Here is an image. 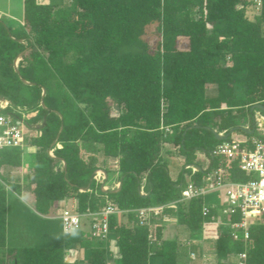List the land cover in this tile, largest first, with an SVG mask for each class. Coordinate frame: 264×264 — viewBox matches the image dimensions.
Returning <instances> with one entry per match:
<instances>
[{"label": "trees", "instance_id": "obj_1", "mask_svg": "<svg viewBox=\"0 0 264 264\" xmlns=\"http://www.w3.org/2000/svg\"><path fill=\"white\" fill-rule=\"evenodd\" d=\"M63 1L23 0L18 27L0 18V98L7 101L0 112L28 126L44 118L28 138L37 149L25 181L48 240L7 245L8 196L20 182L4 168L21 166L22 147L0 148V264H79L71 256L80 251L86 264H109L108 237L117 264H178L182 244L163 237L161 221L151 217L149 230L135 217L134 209L161 204L190 233L213 241L215 264H233L229 257L241 251L246 264H264V225H252L245 241L233 239L213 211L202 215V196L179 200L189 154L203 151L215 162L208 152L220 140L211 129L227 132L252 104L264 105V0L258 13L253 0ZM79 141L117 158L114 171L105 169L121 181L117 191L101 190L95 158L81 157ZM174 151L184 164L172 179ZM203 172L190 179L198 184ZM231 176L245 179L237 170ZM66 197L78 213L106 200L117 206L104 238L85 224L63 233L56 203Z\"/></svg>", "mask_w": 264, "mask_h": 264}, {"label": "built area", "instance_id": "obj_2", "mask_svg": "<svg viewBox=\"0 0 264 264\" xmlns=\"http://www.w3.org/2000/svg\"><path fill=\"white\" fill-rule=\"evenodd\" d=\"M259 7L260 0H253L254 13L259 12ZM5 105L6 103H0V109ZM254 110L257 111L252 113L251 123L242 127L249 137L225 138L217 142L209 151L210 158L215 160L214 164L209 165L208 161L202 168L204 172L198 184L189 179L181 189L179 199L189 200L209 191L222 190L226 204L217 205L203 201L201 213L206 216L213 211L217 224H226L233 239H238L241 234L244 241L249 237V228L252 225H264V112L258 108L251 111ZM24 124L22 119L0 112V148L23 147L26 138L31 134L25 131ZM164 130L169 132V126H165ZM38 134L39 132L36 135ZM48 153L51 154V149ZM236 170L245 175L244 180L233 179L231 175ZM93 178L97 182L101 181L99 169L94 171ZM164 207L165 204H161L134 209L138 224L148 225L151 230L150 218L160 216ZM119 211L114 203L106 200L101 208L83 213L76 212L74 207L72 210L61 208L57 217L61 220L63 233L79 230L85 224L91 236L104 238L108 232V215ZM234 216L238 218L233 220ZM194 254L190 253L192 258ZM229 260L233 264H246V253L241 251L233 254Z\"/></svg>", "mask_w": 264, "mask_h": 264}, {"label": "rangeland", "instance_id": "obj_3", "mask_svg": "<svg viewBox=\"0 0 264 264\" xmlns=\"http://www.w3.org/2000/svg\"><path fill=\"white\" fill-rule=\"evenodd\" d=\"M39 2H46L50 0H38ZM57 1V0H55ZM59 1V0H58ZM62 4H67V1L64 0ZM0 18L3 19L8 24L10 23L11 27L14 26H20L21 21L23 19V0H0ZM5 14H4V13ZM10 14L12 16L11 18L6 17V14ZM4 15V16H3ZM14 25V26H13ZM16 62V61H15ZM3 98H0V103L5 104L6 102L1 100ZM257 110H254L252 112L253 114L256 113ZM251 116L249 112L246 113L245 116H238L237 117V125L236 127H244L247 124L251 123ZM15 118V117H14ZM24 129L26 132H30V127L27 124H24ZM34 134H37L35 132ZM249 136L243 129L236 128L233 130L230 135L228 136V139H244L248 138ZM30 138L28 135L27 139ZM32 138V137H31ZM82 144V143H81ZM82 146V145H81ZM97 144H91L89 148L82 146L81 151V157L83 159H88L89 157L95 158V163L98 168L107 167L108 165L114 167V162L111 161V163L103 157L100 150L97 147ZM36 145L32 141H27L23 147H22V163L25 165V167H32L35 163V153H36ZM203 151H199V155L202 156ZM184 157V154H181ZM209 155V154H208ZM198 157L196 156V153L189 154L188 160L191 161L189 164H197L196 160ZM20 174V171L17 169L11 172V176L15 175L16 177ZM24 173H22L23 175ZM28 173H25L23 176H27ZM113 177V174L109 172V179ZM237 177V176H235ZM235 180H242L235 178ZM17 179V178H16ZM26 178L23 181L24 190H27V182L25 181ZM102 180V179H100ZM184 182L188 181V172L186 171L183 177ZM105 189L104 187H102ZM17 192V191H16ZM15 192V193H16ZM11 191V194L8 196V208H7V225H6V243L7 245L12 246H36V245H42L46 242H48L47 237L44 236L43 232L40 229L39 217H35V211L32 207L31 202L29 200L20 199L17 194ZM18 193V192H17ZM28 193V192H27ZM224 193L222 190L218 191H209L206 192L202 198L203 201L210 204H217V205H225L226 201L223 200ZM30 197V194L28 193L26 195V198ZM74 198L73 197H66L56 203L57 210L58 208H67L71 209L73 208ZM161 214L157 217L158 220L161 221V223L164 225V229L162 230V235L165 238H180L181 240L185 239L187 240V236H189L192 240L199 239L201 234L199 232H192L187 235V232L180 231L181 228L186 227L183 224H180L177 221V218L175 215L170 214L169 212H164V217ZM37 216V215H36ZM57 216V215H56ZM54 216V217H56ZM55 227V226H54ZM87 228V227H85ZM178 230V231H177ZM180 231V235L178 232ZM107 247H108V260L109 264H117L118 261V252L116 247L114 246V240L111 237H108L104 239ZM199 245L197 246V250H191L195 254L192 258L190 255L191 252H187L185 255L182 253L179 254V260L178 264H215V253L213 249V241L211 239H204L202 238L200 242H198ZM185 252L184 247H182ZM82 252H78L71 256L72 259H78L79 264H86V262L82 259Z\"/></svg>", "mask_w": 264, "mask_h": 264}, {"label": "crops", "instance_id": "obj_4", "mask_svg": "<svg viewBox=\"0 0 264 264\" xmlns=\"http://www.w3.org/2000/svg\"><path fill=\"white\" fill-rule=\"evenodd\" d=\"M0 13H2V12H0ZM4 13V12H3ZM5 14V13H4ZM4 16V15H3ZM6 17H8V18H11L12 19V16H10V14H6ZM22 22V21H21ZM10 24V23H9ZM22 24V23H21ZM14 26V25H13ZM14 27H18V26H14ZM1 100H3V101H5L6 103H7V101L6 100H4V99H1ZM41 124V122L40 123H38V124H34V125H31V126H29L30 127V132H31V134H30V132H29V134H30V137H34L36 134H34L35 132H39V128H38V126ZM242 127V126H241ZM223 132V131H222ZM221 133V132H220ZM32 135V136H31ZM27 141H29L27 138H26V140H25V143L27 142ZM30 142V141H29ZM24 143V144H25ZM82 143V144H81ZM93 145L94 144V142H88V141H79L78 142V145H79V148H80V154H81V151H82V146L83 147H86V148H89L90 147V145ZM82 145V146H81ZM167 147L166 146H164V150L166 149ZM49 150V149H48ZM48 150H47V152H48ZM163 150V151H164ZM195 153H196V156L198 157V159L196 160V163L197 164H188V165H190L189 167H190V172L188 173V180L190 179V177H191V175L193 174V170L194 169H197V168H203V167H205V165L207 164V162H208V160H207V158H206V156L202 153V156H200L199 155V151H195ZM182 153H179L178 151H174V153H172L171 155H169L168 156V160H169V163H168V171H169V174H170V176H171V178L172 179H175L176 178V176L178 175V173H179V171H180V169H181V166L184 164V157L181 155ZM107 161H108V164H109V162L111 163V161L112 162H114V167L113 168H111L112 166H110V165H108L107 167H103V168H98L100 171H101V186H103L105 189H107V190H111V189H114L117 185H118V182L119 181H117V178H116V174L115 173H113V177L111 178V179H109V178H107V176H106V174H104L103 173V171L102 170H104V172H105V169L107 168V169H109V170H111V171H114L115 169H116V166H117V158H115V157H107V158H105ZM184 167H186V165H184ZM30 168L31 167H25V165L22 163V157H21V166L19 167V168H12V167H5L4 168V172H5V174H8V176H9V179H10V181H14L16 178L19 180V182H20V191H19V193L17 194L18 196H19V198L20 199H25V200H27V198H26V195L28 194L27 193V190L25 191L24 190V185H23V181H24V179H25V176H23L25 173H29L30 172ZM14 169L16 170H18V171H20V174H18V176L16 177L15 175H12L11 176V172L12 171H14ZM102 169V170H101ZM22 173H24L23 175H22ZM107 180V181H106ZM188 182V181H187ZM186 182H184V184H185ZM7 188H9L8 186H7ZM12 191V190H11ZM12 192H14L15 193V191H12ZM140 193L141 194H143V195H145V193L143 192V184H142V186H141V188H140ZM16 194V193H15ZM75 206V199H74V203H73V207ZM59 209H61V208H58V210ZM57 210V211H58ZM163 215H164V212L162 213ZM162 215V216H163ZM164 217V216H163ZM164 226V225H163ZM85 227H87L86 225H85ZM163 229H164V227H163ZM178 231V230H177ZM181 232L182 231H184V232H187V235L189 234V230L187 229V227H183V228H181V230H180ZM180 231L178 232V234L180 235ZM201 234V236H200V238L199 239H196V240H192L189 236H187L188 238H187V240L185 241V239L183 240H181L180 238H176L178 241H179V243L180 244H182L181 246L182 247H185L186 249H185V252H183L182 251V254L183 255H185L187 252H193V251H191L192 249L193 250H197V246L199 245V243L198 242H200V240L202 239V238H204V236L202 235V233H200ZM190 235V234H189ZM164 237V236H163ZM205 239V238H204Z\"/></svg>", "mask_w": 264, "mask_h": 264}, {"label": "water", "instance_id": "obj_5", "mask_svg": "<svg viewBox=\"0 0 264 264\" xmlns=\"http://www.w3.org/2000/svg\"><path fill=\"white\" fill-rule=\"evenodd\" d=\"M16 65V64H15ZM44 94V89H42V95ZM40 103L43 104V101L42 99L40 100ZM253 108H258L260 110H262L264 112V105H262L261 103H255V104H252L250 106V111L253 109ZM44 124V118L41 122V124L38 126V128H40L42 125ZM236 128H239V129H243L242 127H233L231 128L230 130H228L227 132H224V133H217L215 132L214 130L211 129V132L213 133L214 137L217 139V140H223L225 138H227L230 133L235 130ZM61 129V127H60ZM54 142H52L51 144H53ZM209 153V152H208ZM64 164V163H63ZM102 170V169H101ZM103 173L105 174L104 170H102ZM121 185V181L118 182V185L114 188V189H111V190H107V189H103L102 186H100L101 190L104 191V192H107V191H110V192H114V191H117L119 189ZM143 195V194H142Z\"/></svg>", "mask_w": 264, "mask_h": 264}]
</instances>
